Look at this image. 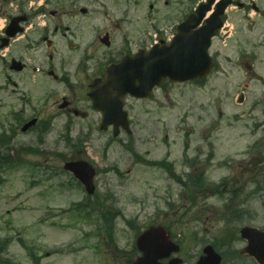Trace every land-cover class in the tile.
<instances>
[{
    "label": "rangeland",
    "instance_id": "374dc122",
    "mask_svg": "<svg viewBox=\"0 0 264 264\" xmlns=\"http://www.w3.org/2000/svg\"><path fill=\"white\" fill-rule=\"evenodd\" d=\"M47 1L51 5L35 23H47L52 33L56 25L70 27L54 37L51 49L54 63L66 68L59 74L79 77L80 88L109 57L118 59L125 50L137 53L159 37L169 38L170 30L198 5L193 0H38L45 6ZM2 11L1 26L6 19ZM53 11L57 15L51 17ZM108 33L106 46L101 39ZM256 34H246L251 45ZM86 51L90 55L78 67ZM34 53L45 64L50 51L43 43ZM211 56L217 61L205 82H165L148 100L128 98L130 135L122 132L114 138L111 128L100 130L101 116L86 98V88L71 93L85 116L68 119L56 100L37 104L43 121L53 122L46 142L39 143L37 132L19 133L10 162L0 167V244L10 241L0 262L128 264L136 256L138 236L152 225H163L181 245L178 256L184 264H196L207 245L225 255L224 264H255L233 258L230 246L238 251L246 246L239 235L235 245L228 241L245 225L264 230V60L240 63L231 44L219 43ZM40 78L36 82L45 85ZM61 88H55L56 99L64 92ZM44 90L38 88L37 94ZM243 91L245 101L239 104ZM26 109L29 115L31 108ZM197 158L199 164L191 165ZM80 159L97 169V189L90 198L64 170L65 163ZM162 161L173 164L174 175L185 179L205 174L209 186L186 190L165 169L148 165ZM223 181L227 187L216 189ZM232 188L238 197L234 201ZM79 204L88 206V212ZM232 207L245 213L243 225ZM110 212L121 215L108 224L109 232Z\"/></svg>",
    "mask_w": 264,
    "mask_h": 264
},
{
    "label": "water",
    "instance_id": "95a60500",
    "mask_svg": "<svg viewBox=\"0 0 264 264\" xmlns=\"http://www.w3.org/2000/svg\"><path fill=\"white\" fill-rule=\"evenodd\" d=\"M212 3L211 0L209 4L200 6L196 14L180 25V33L170 46L157 50L154 48L147 53L141 52L134 58H125L122 63L109 66L104 80H98L91 86L89 96L94 101V107L105 116L102 129L106 130L108 125L114 122L116 123L114 133L117 136L119 133L117 122L121 121L123 128L129 130L127 114L123 111L121 100L126 94L148 98L153 88L160 84L163 78L181 83L204 78L210 73L213 64L208 55V48L212 37L222 26L221 16L229 1L224 0L220 4L221 9L206 21L204 27L194 30L202 23ZM137 82L139 84H136ZM241 102L242 96L239 100V103ZM66 169L72 171L84 183L89 193L94 191L96 172L90 164L69 163ZM241 235L248 241L242 254L254 258L258 264H264V231L244 227ZM137 246L142 252V257L135 259L133 264H162L161 260L180 252V246L171 240L170 233L162 226L151 227L143 233L138 238ZM221 262V255L214 247L207 246L197 264ZM169 264H182V261L176 258Z\"/></svg>",
    "mask_w": 264,
    "mask_h": 264
},
{
    "label": "flooded vegetation",
    "instance_id": "af4514ba",
    "mask_svg": "<svg viewBox=\"0 0 264 264\" xmlns=\"http://www.w3.org/2000/svg\"><path fill=\"white\" fill-rule=\"evenodd\" d=\"M221 1L222 0H215L214 10L217 9ZM166 5L169 6L168 1ZM23 9L20 11L27 17L23 31V34H25V44L14 46L18 41V39H14L12 40V42L14 41L13 43L11 42L6 48L0 49V113L3 111V115L0 114V120L3 121L7 127L6 129L4 128L5 135L7 136L6 141L12 140V142L17 140L20 130L22 131V127L32 119H38V124L30 132L38 128V132L47 130L45 129L46 126L44 128V121L39 115V107L36 106V102L42 103L38 97L40 94H37L38 88H44L43 94L47 95L46 98L49 101L56 100L55 105H57L58 108L61 104H66L65 108L61 111L62 115L66 117L72 114L76 116H85V114H82L75 108V99L71 97V93H75L76 90L80 88L79 81L81 80H79V77L77 78V82H72L64 72H62L60 78L56 76L55 73L60 68L57 64H54V58L51 54H49V61L46 67L43 66V64H36L38 63L36 58L33 60L34 64H32V62L30 63L31 60L29 56L26 55L36 49L37 43L32 42V39L28 37L31 36L30 33L32 36H35L37 30L35 28H28V26L31 21L36 19L37 12H30L27 15V11ZM52 15H55V13L52 12ZM223 22V28L216 37V43L224 45L225 47L231 44L234 48L235 61H239L240 63H257L261 62L262 59L264 60V0H232L231 6L227 8ZM7 27L8 25L6 28ZM29 29H31L30 32H28ZM176 30L177 28L170 30L172 33L171 36L176 34ZM250 31H257V36L253 45L247 41L248 35L246 34ZM6 37L7 30L4 29L3 33L0 32V44ZM42 41L46 44H51L47 36H43ZM163 41L164 38H158V43H162ZM13 47L15 48L14 50H12ZM124 55H133V52L131 50H125ZM108 61L109 63H115L118 62V59L109 57L105 63ZM61 67L66 70L63 65ZM103 72L104 70L102 71L99 68L96 73L88 76L89 79L80 89L86 88L85 90H88L89 84L94 79L101 78L104 74ZM37 76H40V79H45L47 83L43 85V80L37 83ZM261 80L264 81L262 77ZM52 83H54V85H52ZM48 84L49 86H47ZM58 85L62 87L64 92L59 99H56L58 92L54 91V88L58 87ZM30 99L34 100V103H30ZM20 102L22 104L24 103L23 106H33L30 110L32 115H27L26 112L28 111L26 109L23 111L19 110L17 104Z\"/></svg>",
    "mask_w": 264,
    "mask_h": 264
},
{
    "label": "trees",
    "instance_id": "16d2710c",
    "mask_svg": "<svg viewBox=\"0 0 264 264\" xmlns=\"http://www.w3.org/2000/svg\"><path fill=\"white\" fill-rule=\"evenodd\" d=\"M194 164H198L197 161H193V163L191 165H194ZM166 170H168L170 173H173V166H165L164 167ZM174 178L177 180V182L179 184H181L184 189L186 190H189L191 188H194L196 189L197 191L199 189H204V188H207L209 186L208 184V180H206L205 178V175L203 173L199 174V175H196L194 178H190L188 177L187 179H185L186 181L183 180V178L179 177V176H174ZM219 187H223V184L220 185ZM217 189V187H216ZM229 193H231L232 195V200H237L238 197H237V193H236V190L234 188H232L231 190H229ZM219 194L222 195V192L219 191ZM224 194H225V191H224ZM233 200V201H234ZM111 215L108 214V217H110ZM116 215H113L112 214V218L115 219ZM243 217V213L240 212V213H237V216L236 218H242ZM241 222V221H239ZM232 236L233 237H237V232H233L232 233ZM233 237H231V239L228 241L229 244L232 243L233 241ZM0 250H1V254H3V247L0 246ZM235 256V255H234ZM0 264H9L8 260H4V261H1Z\"/></svg>",
    "mask_w": 264,
    "mask_h": 264
}]
</instances>
